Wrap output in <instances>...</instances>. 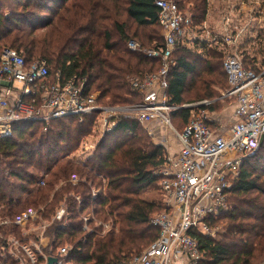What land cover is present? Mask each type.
Segmentation results:
<instances>
[{
  "label": "trees",
  "instance_id": "16d2710c",
  "mask_svg": "<svg viewBox=\"0 0 264 264\" xmlns=\"http://www.w3.org/2000/svg\"><path fill=\"white\" fill-rule=\"evenodd\" d=\"M17 1L6 0L11 12L0 13V50L11 46L29 61L45 59L52 73L61 70L66 76L86 77V91L99 93L104 104L127 105L142 100V94L132 89L130 77L155 72L161 64L131 50L128 44L137 40L148 48L163 45L156 0ZM192 2L193 9L201 10L203 21L207 0ZM39 28L44 31L38 32ZM258 36L264 37V29ZM189 50L182 46L174 53L177 63L170 70L167 89L171 104L186 103L190 79L204 59L200 54L193 57ZM206 53L212 59L206 61L208 71L191 84L198 99L216 97L211 88L214 81L205 75L215 72L214 60L218 61L221 54L215 49ZM242 55L247 68H256L259 56L264 65V46L255 55L247 49ZM222 69L219 81L224 86L228 80L223 65ZM190 113V108L173 111L172 117L181 119L185 126ZM94 121L95 116L83 122L72 116L49 123L16 122L11 136L0 137V222L41 207V221H51L66 202L71 214L69 226L59 229L53 224L46 232L55 238L53 251L73 243L71 264H121L125 255L142 250L158 237L159 231L150 220L163 207L141 193L159 188L161 176L156 171L166 163L168 153L139 121L123 118L102 137L92 154L81 160L70 158L92 133ZM45 174H49L46 185L40 186ZM73 176L78 177L77 184L71 181ZM94 188L101 189L95 197ZM228 204L229 209L218 220L222 226L218 237L197 235L208 261L264 264V138L242 161ZM93 214L95 231L86 232L83 216ZM103 223L110 228L104 231ZM11 237L29 243L37 240V233L24 237L21 227L0 225V264H20L4 251Z\"/></svg>",
  "mask_w": 264,
  "mask_h": 264
},
{
  "label": "built area",
  "instance_id": "2783aa9c",
  "mask_svg": "<svg viewBox=\"0 0 264 264\" xmlns=\"http://www.w3.org/2000/svg\"><path fill=\"white\" fill-rule=\"evenodd\" d=\"M156 5L163 45L148 48L131 40L128 46L158 59L161 66L155 72L130 77L132 89L143 96L133 104H104L99 93L88 94L86 77L66 76L61 70L52 73L43 58L29 61L16 48H1L0 137L11 136L16 122L49 123L72 116L80 122L95 116L93 133L102 136L112 132L123 118L139 121L152 136L156 129L172 130L180 148L175 153L168 152L166 163L156 171L161 176L159 189L164 209L155 213L150 223L158 229V237L142 250L125 255L121 264H210L197 235L218 237L222 230L218 220L229 209V192L239 177L242 161L257 150L264 138V65L247 68L237 51L226 54L223 67L228 88L221 98L235 103L231 123H224L212 109L217 99L171 104L167 89L170 70L177 63L174 53L186 45L194 17L185 12L178 0H156ZM187 108L191 109L190 116L183 129L178 130L172 112ZM151 123L156 124V129L148 127ZM168 142L162 138L164 147L168 148ZM94 143L85 138L69 157L86 158L99 142ZM48 175L40 180V186L46 185ZM78 180L77 176L71 179L73 184ZM100 192L94 188L92 195ZM76 199L81 201L80 196ZM41 210L43 207L31 208L15 220L0 222L21 227L24 237L37 233V240L29 243L9 238L5 253L20 264H48L51 257L57 260L53 264H71L74 244L66 243L54 252L55 238L46 233L53 224L59 229L69 226L67 203H61L51 221H41ZM92 219L90 215L83 216L86 232L95 231ZM105 227L110 224L103 223L104 231Z\"/></svg>",
  "mask_w": 264,
  "mask_h": 264
},
{
  "label": "rangeland",
  "instance_id": "374dc122",
  "mask_svg": "<svg viewBox=\"0 0 264 264\" xmlns=\"http://www.w3.org/2000/svg\"><path fill=\"white\" fill-rule=\"evenodd\" d=\"M11 2V0H9ZM181 3L182 8L185 12L195 15L196 19L194 21L193 30L190 32L188 40L186 41V47L189 48L193 57H197L199 54L204 55V59L200 63L199 71L190 79L189 85L191 89L186 93V103H193L202 99L196 98L197 90L192 87V82L197 80L200 81V78L204 76V70L206 68V61L212 60L211 57L206 53L208 49H215L220 54L221 57L217 61L214 60L215 72L212 74L205 75L206 79L209 81H214L212 84V89L216 93V97L212 99H217L213 107L215 108L216 113L224 114L223 122L231 123L233 117L234 108L232 105L231 99H222V93L227 89V81L221 86L219 81L220 73L223 74V61L226 54L235 50L242 57V52L244 50H249L253 55L264 46V37L259 38V34L264 29V0H207V11L205 17L202 19L201 10L193 9L195 2L190 0H178ZM14 2H18L14 0ZM0 13L10 14L11 9L8 8L6 0L0 1ZM43 11V10H42ZM47 12L46 10H44ZM193 11V12H192ZM132 29L135 30V26L132 25ZM38 32L44 31V29L39 28ZM141 31V29H140ZM229 41L228 43L224 42L225 40ZM224 43V44H223ZM203 44L207 45L206 48H203ZM247 44V45H246ZM222 52V53H221ZM177 55V54H176ZM259 65H262V57L258 58ZM223 75H221V78ZM211 99V98H209ZM179 118L174 119L175 127L178 130H182L184 124ZM155 130V129H154ZM102 135L92 133L86 137V140L95 141L94 144L98 143L102 139ZM166 138L168 142V148L165 147L166 152H174L179 149L178 140L172 130H159L156 129L152 139L157 144L162 145V138ZM77 154H81L78 152ZM81 160V159H80ZM141 196L148 201H154L158 204H161L163 209V195L158 187H151L144 190L141 193ZM161 207V206H160ZM162 208H159L156 213L162 212ZM91 218L96 220V215H91ZM108 230L110 227H105ZM147 247L145 245L143 248ZM142 248V249H143ZM134 251V250H133ZM138 251V250H136Z\"/></svg>",
  "mask_w": 264,
  "mask_h": 264
},
{
  "label": "crops",
  "instance_id": "0c3cea01",
  "mask_svg": "<svg viewBox=\"0 0 264 264\" xmlns=\"http://www.w3.org/2000/svg\"><path fill=\"white\" fill-rule=\"evenodd\" d=\"M233 102V101H232ZM232 105H233V108L235 109V103L233 102L232 103ZM233 115V114H232ZM219 118L221 119V120H223V118H224V114L223 113H220V116H219ZM233 118V117H232ZM155 125L156 124H154V123H151L148 127L150 128V127H154L155 128ZM156 129V128H155ZM180 148V147H179ZM179 150V149H178ZM178 150H176V151H174V152H172V153H175V152H177Z\"/></svg>",
  "mask_w": 264,
  "mask_h": 264
},
{
  "label": "water",
  "instance_id": "95a60500",
  "mask_svg": "<svg viewBox=\"0 0 264 264\" xmlns=\"http://www.w3.org/2000/svg\"><path fill=\"white\" fill-rule=\"evenodd\" d=\"M57 260H56V258H50L49 259V263L48 264H53V263H55Z\"/></svg>",
  "mask_w": 264,
  "mask_h": 264
}]
</instances>
